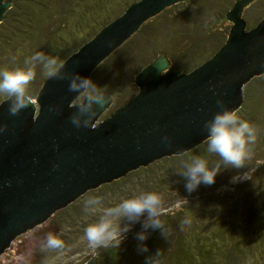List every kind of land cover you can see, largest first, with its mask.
<instances>
[{"label": "rangeland", "instance_id": "rangeland-1", "mask_svg": "<svg viewBox=\"0 0 264 264\" xmlns=\"http://www.w3.org/2000/svg\"><path fill=\"white\" fill-rule=\"evenodd\" d=\"M25 1L16 0L15 9L19 8L20 13L25 9ZM44 1V10L38 6L29 8L27 12L32 18L23 19V22L16 18L15 9L4 14L1 39L6 36L4 30L10 27H21L18 30L21 32L9 44L0 41V68L23 66L25 58L36 51L56 55L64 61L101 28L103 24H99L103 18L114 16L115 12H111L109 7L125 0H111L110 6L105 5L106 0L98 5L92 0H72L67 5V0ZM235 1L185 0L144 23L89 77L99 87V92L112 98L110 106L98 121L137 94L134 77L157 56L162 55L169 60V69L186 73L210 59L219 49L221 41L227 38L232 24L225 19V14ZM83 14H86V20L81 23L78 19ZM242 14L247 29L255 27L264 17V0L255 1ZM46 79L37 68L36 78L28 86L29 93L36 97ZM263 97L264 81L250 83L244 106L247 121L256 129V142L244 162V168H222L213 184L201 185L197 191L188 193L178 173L191 156L183 157V154L177 159H161L90 190L67 207L54 212L50 219L15 238L14 244L0 255V264H44L45 260L52 261V264H145V258L154 256L157 251L161 253V264H197L196 261H203L209 256L219 261L229 250L247 252L244 240L254 238V250L239 258L244 262L239 264H264ZM3 100L0 97V102ZM79 102L77 97L73 103ZM193 155L208 160L209 165L219 159L207 152L206 144ZM246 171L248 180L231 182L238 172ZM138 191L160 194L164 213L162 219L171 229V235L165 239L159 230H149L148 239L143 242L148 251L141 253L136 233L142 229L137 223L117 247L113 242V246L89 249L83 238V229L96 216H85L83 201L100 195L104 197L103 206H114ZM184 218L190 219L191 223L181 230L178 225ZM48 233L61 234L67 246L63 252L40 251Z\"/></svg>", "mask_w": 264, "mask_h": 264}, {"label": "water", "instance_id": "water-1", "mask_svg": "<svg viewBox=\"0 0 264 264\" xmlns=\"http://www.w3.org/2000/svg\"><path fill=\"white\" fill-rule=\"evenodd\" d=\"M184 1L131 3L68 56L63 71L89 78L144 23ZM255 1L234 2L225 14L232 24L227 38L210 59L186 73L157 56L134 77L137 94L98 121L112 102L103 95L89 126L71 123L77 94L68 91V80L47 78L36 103L16 116L1 101L0 126L6 130L0 133V255L88 191L204 143V123L220 110L217 99L236 111L244 105L245 85L264 76V17L248 30L242 14ZM11 5L0 0V23ZM49 105L58 112L50 113Z\"/></svg>", "mask_w": 264, "mask_h": 264}, {"label": "clouds", "instance_id": "clouds-1", "mask_svg": "<svg viewBox=\"0 0 264 264\" xmlns=\"http://www.w3.org/2000/svg\"><path fill=\"white\" fill-rule=\"evenodd\" d=\"M37 68L49 79L68 80V91L76 93L80 98L76 105V114L71 116V123L79 128L89 126L96 115V107L103 104V93L98 91V86L88 77L69 74L63 71L64 62L56 55L36 51L25 58L23 66L13 68H0V97L8 102V114L19 115L23 109L36 103V98L29 93L28 86L37 75ZM218 108L214 116L205 121L206 150L215 154L219 159L209 165L208 160L199 155H193L183 164V170L178 173L184 180V189L188 193L198 190L201 185H211L216 176L223 169H242L244 162L249 158L252 145L256 142V129L247 120L240 118L236 110L228 108L222 99L216 101ZM58 106L49 105L50 113L58 112ZM87 117L82 119V117ZM6 130V125L0 126V133ZM169 142V137L162 138ZM230 166V167H229ZM247 171L238 172L231 178V182L248 180ZM104 197L91 196L83 201L82 212L85 216L94 215L96 219L88 223L83 229V238L87 241L88 248L95 250L101 247H117L125 239L132 226L139 223L142 231L136 233L139 241L138 251L147 252V245L143 242L148 239L149 230H159L165 239L171 235V229L162 219V198L154 191H138L128 198H123L114 206H103ZM97 213H99L97 215ZM191 220L184 218L178 227L183 229ZM65 241L61 234L48 233L41 252H63L66 249ZM160 252L154 256L146 257L145 264H161ZM44 264H52L45 260Z\"/></svg>", "mask_w": 264, "mask_h": 264}, {"label": "trees", "instance_id": "trees-1", "mask_svg": "<svg viewBox=\"0 0 264 264\" xmlns=\"http://www.w3.org/2000/svg\"><path fill=\"white\" fill-rule=\"evenodd\" d=\"M10 2H11V8L9 9V12H11V11H13L14 9H15V7H16V0H9ZM72 0H67V2H66V5L67 4H70V2H71ZM93 2H95V3H97V5L98 4H101L102 3V0H92ZM107 1V3L105 2V5L106 4H109V6H110V2H111V0H106ZM136 1H138V0H125L124 1V3H122V1H121V3L120 4H118L117 6H114V7H109L110 9V11L111 12H115V14H114V16L113 17H111V15H107V17L106 18H103L102 20H101V23L99 24V26L100 25H102L101 26V28L102 27H104L107 23H109L110 21H112L113 19H115L116 17H118L119 15H121L122 13H123V11L122 12H120V13H118V10L119 9H121V8H123L125 5H127L126 7H128L131 3H133V2H136ZM23 4L25 5V9H23V11L20 13V11H19V8H16L14 11H13V13H15L16 14V18H18V20L19 21H21V22H23V21H26V18H32V16H31V14L30 13H28L27 12V10L29 9V8H31V7H41L43 10H44V6L46 5V2L44 1V0H27V1H25V2H23ZM252 5V4H251ZM250 5V6H251ZM14 7V8H13ZM125 7V8H126ZM113 10H115V11H113ZM8 11V10H7ZM118 13V14H117ZM24 19V20H23ZM81 19V23L83 22V21H85L86 20V14H83V15H81L80 17H79V19L78 20H80ZM23 20V21H22ZM106 22V23H105ZM3 25V23L1 24L0 23V28H1V26ZM100 28V29H101ZM19 29H21V27H10V28H8V29H5L4 31L6 32V36H5V38L2 40L1 39V37H0V41L2 42V44H9L13 39H16V36H18L19 35V33L21 32V31H18ZM99 29V30H100ZM99 30H97L96 32H94V34L92 35V36H90V38L89 39H91ZM1 32V31H0ZM1 34V33H0ZM88 39V40H89ZM88 40H86V41H84V43H86ZM225 40V39H224ZM224 40H222L221 41V43H220V45H219V48L223 45V43L225 42ZM216 53V52H215ZM110 57V56H109ZM108 57V58H109ZM108 58H106L98 67H96V69H95V71H93L92 72V75L94 74V73H96L98 70V68L108 59ZM149 64V63H148ZM97 70V71H96ZM91 75V76H92ZM91 78V77H90ZM264 81V76H259V77H256V78H254V79H252L248 84H246L245 85V90H244V92H243V100L244 101H246L247 102V100L248 99H246L247 98V96H248V93H247V87H248V85L250 84V83H254V82H257V81ZM137 92H138V90H137ZM264 103V97H263V101H262V104ZM263 106V105H262ZM263 110H264V108H263ZM237 113H238V115L240 116V118H242V119H244V120H247L246 119V106H241L237 111H236ZM261 116V115H260ZM204 146L205 145V143H202L201 145H199L198 147H196L194 150H193V152H191V151H189V152H187V153H185L184 154V156L183 157H187V156H193V153H194V151H199V148L201 147V146ZM200 155H203V153L202 152H198ZM189 156V157H190ZM189 157H188V159H189ZM170 159H177V158H179V156H177V157H169ZM245 233H247V232H245ZM248 237H249V235H248ZM255 237V236H254ZM247 242V243H246ZM244 243L246 244L245 246H246V248H247V252H246V250H245V252H238V249H234V250H229V252L225 255V257H222L219 261H217V260H214L211 256H209V257H207V259H205V260H203V261H196L197 262V264H235V263H244V262H242V261H239V258L241 259V257L244 255H247L248 253H250V251L249 250H254V248H255V238H254V240H250V239H247L246 241L244 240ZM223 256V255H222ZM227 256V257H226ZM225 261V263H222V262H224Z\"/></svg>", "mask_w": 264, "mask_h": 264}]
</instances>
